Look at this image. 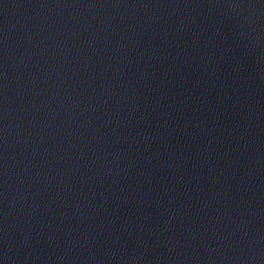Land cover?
Wrapping results in <instances>:
<instances>
[{
  "label": "water",
  "instance_id": "obj_1",
  "mask_svg": "<svg viewBox=\"0 0 264 264\" xmlns=\"http://www.w3.org/2000/svg\"><path fill=\"white\" fill-rule=\"evenodd\" d=\"M0 264H264V0H0Z\"/></svg>",
  "mask_w": 264,
  "mask_h": 264
}]
</instances>
